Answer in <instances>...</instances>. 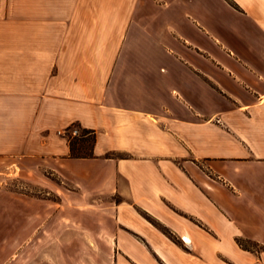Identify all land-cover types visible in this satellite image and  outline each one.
Segmentation results:
<instances>
[{
  "label": "crops",
  "instance_id": "1",
  "mask_svg": "<svg viewBox=\"0 0 264 264\" xmlns=\"http://www.w3.org/2000/svg\"><path fill=\"white\" fill-rule=\"evenodd\" d=\"M79 256L264 264V0H0V264Z\"/></svg>",
  "mask_w": 264,
  "mask_h": 264
},
{
  "label": "trees",
  "instance_id": "2",
  "mask_svg": "<svg viewBox=\"0 0 264 264\" xmlns=\"http://www.w3.org/2000/svg\"><path fill=\"white\" fill-rule=\"evenodd\" d=\"M78 130V132L82 131V136L80 137H72L73 135L69 136L68 142L70 144V156L72 158H92L93 157V146L96 142V134L94 131L82 129L78 124H73L69 129L68 133ZM240 246L245 249H252L251 246H255L257 244L250 242L239 240L238 241ZM252 246V247H253Z\"/></svg>",
  "mask_w": 264,
  "mask_h": 264
},
{
  "label": "rangeland",
  "instance_id": "3",
  "mask_svg": "<svg viewBox=\"0 0 264 264\" xmlns=\"http://www.w3.org/2000/svg\"><path fill=\"white\" fill-rule=\"evenodd\" d=\"M210 47H212L210 49L214 52V54H219V53L221 54V48L218 47L217 45L211 44ZM82 134L83 133L80 130L79 133L77 134V137L82 136ZM71 135H72L71 132L70 133L63 132V133H60L59 134V136L63 137L66 140H68L69 136H71ZM72 137H75V136H71V138ZM13 184L15 185V188L18 189L19 191L29 192L30 194H33V195H41V196H46L47 198H49L45 193H42V191L40 189H38V188H33V187L28 188V187H26L25 185H23L22 183H20L18 181H14ZM67 186L71 188L70 185H67ZM114 199L117 200V201L120 200V198H114ZM252 246H251L252 249H254V250H260V248L257 245H255L253 247ZM85 259H86V257L79 256L78 257V264H85L84 263L85 262L84 261ZM101 259H102L101 256L95 255V261L96 262H101L102 261Z\"/></svg>",
  "mask_w": 264,
  "mask_h": 264
},
{
  "label": "built area",
  "instance_id": "4",
  "mask_svg": "<svg viewBox=\"0 0 264 264\" xmlns=\"http://www.w3.org/2000/svg\"><path fill=\"white\" fill-rule=\"evenodd\" d=\"M78 133H79L78 130H74V131L71 132V134H72L73 136H77Z\"/></svg>",
  "mask_w": 264,
  "mask_h": 264
}]
</instances>
